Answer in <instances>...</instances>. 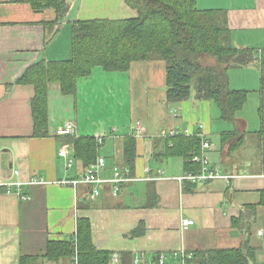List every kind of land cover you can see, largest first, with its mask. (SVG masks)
Segmentation results:
<instances>
[{
    "label": "crops",
    "instance_id": "1",
    "mask_svg": "<svg viewBox=\"0 0 264 264\" xmlns=\"http://www.w3.org/2000/svg\"><path fill=\"white\" fill-rule=\"evenodd\" d=\"M68 1L70 11L59 26L57 13L51 8L36 10L27 2L0 0V187L6 189L0 192V264H20L23 255L37 256L35 264H71L70 258L55 261L43 255L49 241L75 235L79 218L90 220L92 239L100 250L119 255L118 262L112 264H135L137 256L143 257L139 264H158L162 253L166 254V264H181L175 252L238 247L253 250L251 264H264V170L260 151L248 148L249 137L229 154L219 147L221 134L234 130L235 125L215 113L212 101L190 98L169 104L164 60L135 61L128 71L95 67L89 76L78 80L75 94H63L58 84H52L49 134L34 135L35 87L17 83L18 77L40 59L71 58L74 20L137 15L126 0ZM195 1L199 8L227 12L236 46L259 51L264 48V0ZM253 70L260 77L257 63L229 69L230 86L246 89L237 81L242 73ZM239 117L252 131L249 120ZM67 120L75 123L76 137L103 136L98 151L107 160V173L114 165L126 166L124 137L133 135L134 124L140 121L143 133L133 135L137 139L133 176L148 175L145 168L149 166L150 176L172 179L127 182L119 195H114L107 184L97 197H92L88 185L60 184L59 180L76 178L86 169L74 157L73 147L72 166L59 155L67 135L57 131ZM200 124L208 139L219 144L209 153L213 163L236 175L229 182L179 183L174 177L185 172L184 160L156 158L163 146L154 138L162 130H190L195 134ZM34 176L45 183L28 184ZM18 182L22 183L20 187L8 186ZM184 219L194 223L184 226Z\"/></svg>",
    "mask_w": 264,
    "mask_h": 264
},
{
    "label": "trees",
    "instance_id": "2",
    "mask_svg": "<svg viewBox=\"0 0 264 264\" xmlns=\"http://www.w3.org/2000/svg\"><path fill=\"white\" fill-rule=\"evenodd\" d=\"M27 2L36 10L51 8L57 13L56 23L70 11L68 0H14ZM136 17L125 19H76L72 22V56L65 60L40 59L30 65L16 80L33 84L32 99L34 135L48 132V96L50 86L58 84L63 94H75L78 80L89 76L95 67L107 71H128L135 61L164 60L166 63V97L169 104L194 100L214 101L220 118L234 123L232 131L220 136L222 148L231 153L246 138H258L264 170V48L238 47L234 44L227 12L199 8L195 0H126ZM257 63L260 71V128L249 131L246 121L237 114L247 100L248 90L234 89L228 71ZM74 157L87 168L99 156L100 144L95 137L67 135ZM254 140V139H252ZM163 146L155 156L159 160L179 157L185 171L198 172L200 164L192 161L201 153L202 138L195 134H177L154 138ZM124 163L135 173L137 139L124 137ZM6 189L0 187V192ZM193 190V189H189ZM155 195V192L152 191ZM261 203L264 204V191ZM233 223L237 224L236 219ZM77 252L79 264H112L113 254L100 250L93 242L91 222L79 218L75 235L66 240L49 241L44 257L58 261L72 258ZM189 262L193 264H251L249 248L198 249ZM37 256L23 255L20 264H35Z\"/></svg>",
    "mask_w": 264,
    "mask_h": 264
},
{
    "label": "built area",
    "instance_id": "3",
    "mask_svg": "<svg viewBox=\"0 0 264 264\" xmlns=\"http://www.w3.org/2000/svg\"><path fill=\"white\" fill-rule=\"evenodd\" d=\"M204 125L200 124V131L198 135L202 138V149L201 153L194 154L192 157V161L195 163L200 164L201 169L198 172L193 171H185L182 175L178 177H174V179L179 182L183 183L185 181H189L194 184L199 183H207L213 180L222 179L226 182H229L230 179L236 177L234 174L226 173L220 169V167L213 163L209 153L211 151L216 150L217 146L214 142H212L203 132ZM142 123L137 121L134 124V131L132 132L134 136H141L143 133ZM57 133L59 135H70L74 136L76 134V125L73 121L67 120L61 128L58 129ZM190 134V130H186L185 132H181L177 129L171 130H162L160 136L167 137L173 136L177 134ZM98 142L101 143L103 140V136H99ZM71 143L66 142L64 143L60 150L59 155L64 157L67 162V166H72L73 164V157L71 155ZM107 160L104 156L99 155L95 162L91 163L78 177L72 179H62L59 180L60 184H84L92 187V197H97L100 194V189L104 185H110L112 187V193L114 195H119L122 189L123 184L132 181H140V180H156V179H172V178H165L163 176H155L152 177L149 175L150 168L147 166L145 168V172L148 174L144 177L133 176L131 169L128 166H120L114 165L110 168V172L108 171ZM28 184H41L45 183V180L41 177L34 176L28 182ZM12 185H18L20 187L22 185L21 182L12 183L8 186L11 187ZM9 189V188H8ZM10 191V189H9ZM24 198H29V196H24ZM194 220L191 219H184L183 225L188 226L193 224ZM174 256L181 260V264H193L189 262L190 259L193 258V253L188 252L186 250H181L180 252H175ZM142 256H137L134 259L135 264H139L142 260ZM119 255L117 253L113 254L112 261L118 262ZM166 254L162 253L158 257V264H166ZM71 264H79L78 261V254L77 252L71 258Z\"/></svg>",
    "mask_w": 264,
    "mask_h": 264
},
{
    "label": "rangeland",
    "instance_id": "4",
    "mask_svg": "<svg viewBox=\"0 0 264 264\" xmlns=\"http://www.w3.org/2000/svg\"><path fill=\"white\" fill-rule=\"evenodd\" d=\"M241 81H237V83H240V85H243L247 87L246 89L248 90V96L247 100L244 103V106L242 109L238 112V116H244V118H247L250 123L249 129L252 131H255L257 129V125L260 123V118L258 114V108L260 105V93H259V88H260V77H259V72L257 70L249 71L247 73H242L240 77ZM212 104L215 106V113L219 114V107L218 105L212 101ZM218 116L217 119H218ZM221 120V119H219ZM218 120V121H219ZM219 124V123H218ZM260 125V124H259ZM216 129V126H215ZM254 139V140H252ZM250 139V143L248 144V148L253 149L254 147L259 149L258 147V138L257 137H252ZM217 142H219V138H215ZM251 144V145H250ZM217 145V144H216ZM219 145V144H218ZM217 145V146H218ZM219 147H221L219 145Z\"/></svg>",
    "mask_w": 264,
    "mask_h": 264
},
{
    "label": "bare ground",
    "instance_id": "5",
    "mask_svg": "<svg viewBox=\"0 0 264 264\" xmlns=\"http://www.w3.org/2000/svg\"><path fill=\"white\" fill-rule=\"evenodd\" d=\"M241 171V170H240Z\"/></svg>",
    "mask_w": 264,
    "mask_h": 264
}]
</instances>
